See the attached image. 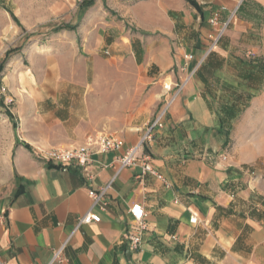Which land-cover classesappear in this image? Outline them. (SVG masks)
<instances>
[{
	"label": "crops",
	"instance_id": "obj_1",
	"mask_svg": "<svg viewBox=\"0 0 264 264\" xmlns=\"http://www.w3.org/2000/svg\"><path fill=\"white\" fill-rule=\"evenodd\" d=\"M194 1L130 2L140 40L124 46L129 79L53 80L28 102L31 150L17 149L13 189L0 193L3 264H264V176L245 170L264 152L234 137L248 136L251 113L264 110V0ZM164 110L136 164L121 167ZM100 134L124 146L67 171L44 157ZM144 156L166 182L142 173ZM110 182L106 210L93 206L90 191ZM135 203L147 229L132 251ZM89 210L101 221L79 225Z\"/></svg>",
	"mask_w": 264,
	"mask_h": 264
},
{
	"label": "rangeland",
	"instance_id": "obj_2",
	"mask_svg": "<svg viewBox=\"0 0 264 264\" xmlns=\"http://www.w3.org/2000/svg\"><path fill=\"white\" fill-rule=\"evenodd\" d=\"M130 2L134 0H0V193L13 189L17 149L26 148L28 102L47 91L44 85L130 78L135 66L124 46L140 40L133 36ZM150 39L142 36L143 43ZM259 111L251 113V133L234 137L246 138L264 152V110ZM245 170L252 177L264 176V157Z\"/></svg>",
	"mask_w": 264,
	"mask_h": 264
},
{
	"label": "built area",
	"instance_id": "obj_3",
	"mask_svg": "<svg viewBox=\"0 0 264 264\" xmlns=\"http://www.w3.org/2000/svg\"><path fill=\"white\" fill-rule=\"evenodd\" d=\"M219 15L216 13L211 22L213 24H218ZM227 24L222 27L219 32V37L223 34ZM188 59H192L193 55H188ZM174 97L172 98V100ZM165 114V110L159 114L155 121L148 127L146 133L144 134L142 140L139 144L131 149H129L125 155H123L118 160L121 163V167L131 166L136 164L137 151L140 146L146 141L150 140L153 136L154 129L158 126H162V118ZM124 146V140L116 135H105L100 134L97 136H91L88 138L86 143L79 146L64 147V148H54L44 155L46 160L51 161L55 166L59 167L63 171H67L71 165H78L84 167L92 161L94 154H102L109 152H118ZM223 160H227V155H224ZM142 173H151L157 178L166 182L164 176L159 173L150 162L149 156H144L142 159ZM110 182L106 187L100 191H90V196L93 199V206H99L102 210H106L108 206L107 191L111 186ZM130 214L132 218V223L130 224L129 232L126 237L129 242V248L132 251H136L142 244V233L147 229L146 217L147 213L140 203H135L130 207ZM101 216L97 213L89 210L81 216L78 224H89L92 222H100ZM192 223L198 222V217L192 215L190 218ZM61 250L57 251L54 256V261L60 258ZM0 264H3L0 260Z\"/></svg>",
	"mask_w": 264,
	"mask_h": 264
},
{
	"label": "trees",
	"instance_id": "obj_4",
	"mask_svg": "<svg viewBox=\"0 0 264 264\" xmlns=\"http://www.w3.org/2000/svg\"><path fill=\"white\" fill-rule=\"evenodd\" d=\"M189 3H191L192 5H196V2L194 0H187ZM26 148L31 150V146L29 144H25Z\"/></svg>",
	"mask_w": 264,
	"mask_h": 264
}]
</instances>
